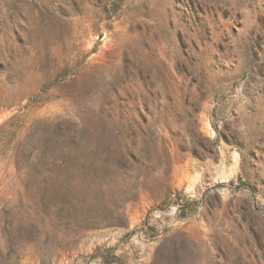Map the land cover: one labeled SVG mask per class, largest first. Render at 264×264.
<instances>
[{
  "label": "rangeland",
  "instance_id": "1",
  "mask_svg": "<svg viewBox=\"0 0 264 264\" xmlns=\"http://www.w3.org/2000/svg\"><path fill=\"white\" fill-rule=\"evenodd\" d=\"M156 261L264 264V0H0V264Z\"/></svg>",
  "mask_w": 264,
  "mask_h": 264
},
{
  "label": "trees",
  "instance_id": "2",
  "mask_svg": "<svg viewBox=\"0 0 264 264\" xmlns=\"http://www.w3.org/2000/svg\"><path fill=\"white\" fill-rule=\"evenodd\" d=\"M79 147L80 142H78V140L66 138L60 149V169L64 174H70L72 176L71 179H75L72 189H70L69 181L68 179H66V199L62 200L60 210L62 209V206L63 208H65L67 206V203L73 201L76 203V205L74 204L75 207L77 206L78 210L81 209L83 211L85 219H89L87 220V222L83 223H88V221H91L90 217L96 214L95 210L100 208L101 211H103V205L114 204V206H116V201L114 197L112 198L111 196H108L106 194V190L108 187L105 181H103V177H105L106 172L104 170L105 166H102V164L107 160V157H103L102 153H98L94 148L90 150L87 149L86 152H81L79 150ZM208 153L209 151H207L206 149H203L201 152H194V154L199 157H205ZM118 162L123 167V160L122 162H120V160ZM39 164L40 162L39 160H37L36 164L32 168H30V170L36 168V170H33V175L30 176V179H34L36 177L38 169L37 166ZM34 193L35 196H37L36 199L38 201H41V199H38L36 190H34ZM43 193L44 191L42 190V195L40 196H42L44 199L45 196L43 195ZM68 207L73 209V204H69ZM6 222L10 227H20V224L19 226L17 224H13L16 222L11 219ZM152 264L158 263L156 261L152 262Z\"/></svg>",
  "mask_w": 264,
  "mask_h": 264
}]
</instances>
